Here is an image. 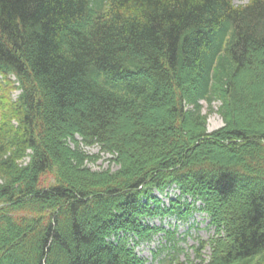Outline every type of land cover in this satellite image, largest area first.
<instances>
[{
  "label": "trees",
  "instance_id": "obj_1",
  "mask_svg": "<svg viewBox=\"0 0 264 264\" xmlns=\"http://www.w3.org/2000/svg\"><path fill=\"white\" fill-rule=\"evenodd\" d=\"M197 201L168 264H264V0H0V264H143Z\"/></svg>",
  "mask_w": 264,
  "mask_h": 264
},
{
  "label": "rangeland",
  "instance_id": "obj_2",
  "mask_svg": "<svg viewBox=\"0 0 264 264\" xmlns=\"http://www.w3.org/2000/svg\"><path fill=\"white\" fill-rule=\"evenodd\" d=\"M235 5L246 4L249 0H232ZM17 91L14 92L13 96L17 95ZM203 103V111L206 112L208 106L205 102ZM218 102L213 104L214 112H211L208 116V129L213 130L223 124L221 117L217 114L216 108ZM87 151L91 153H98L99 149L95 146L86 147ZM102 157L92 165L93 168H104L108 166L107 158L109 155L102 154ZM112 170L116 169L117 166L114 164L110 165ZM176 191L170 189L168 196L164 193L155 192V194L162 199L164 203H168V198L174 197ZM199 205V203H197ZM150 225L163 226L165 230L175 232L174 237L169 242L165 238L166 233H159L154 235L150 242L141 241V243L135 248L139 256L146 259V264H161L159 259L163 258L166 254L175 255L178 259L184 260L185 257L192 258V246H197L198 242L203 239H207L212 236L213 229L209 227V218L201 211H190L186 219L179 217L167 216L164 218L155 217L148 220ZM176 226V229L174 227ZM179 249L177 252L176 250ZM157 251L158 258H152V254ZM205 256L209 253V249L204 252Z\"/></svg>",
  "mask_w": 264,
  "mask_h": 264
}]
</instances>
